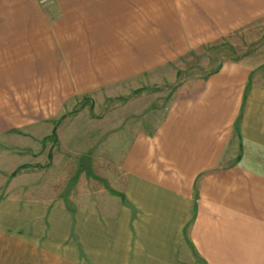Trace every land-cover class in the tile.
<instances>
[{
	"label": "crops",
	"instance_id": "1",
	"mask_svg": "<svg viewBox=\"0 0 264 264\" xmlns=\"http://www.w3.org/2000/svg\"><path fill=\"white\" fill-rule=\"evenodd\" d=\"M8 0H5V2ZM0 0V137L172 64L264 0ZM264 71L225 61L136 135L109 214L0 198V264H264Z\"/></svg>",
	"mask_w": 264,
	"mask_h": 264
},
{
	"label": "rangeland",
	"instance_id": "2",
	"mask_svg": "<svg viewBox=\"0 0 264 264\" xmlns=\"http://www.w3.org/2000/svg\"><path fill=\"white\" fill-rule=\"evenodd\" d=\"M38 2L50 17L56 15L55 0ZM231 60L264 71V15L172 64L112 89L75 96L53 117L5 133L0 137V198L63 206L73 213H111L122 198L120 160L131 140L156 129L180 84L190 86ZM84 156L93 175L78 174Z\"/></svg>",
	"mask_w": 264,
	"mask_h": 264
},
{
	"label": "trees",
	"instance_id": "3",
	"mask_svg": "<svg viewBox=\"0 0 264 264\" xmlns=\"http://www.w3.org/2000/svg\"><path fill=\"white\" fill-rule=\"evenodd\" d=\"M210 44H211V43H209V44H205V45H202V47H204V46H208V45H210ZM192 51H193V50H191L189 53H191ZM233 61H234V60H233ZM236 61H237V60H236ZM221 66H222V63L219 64L217 67L211 69L207 74H205V75H203V76H201V77H199V78H197V79H203V80L208 79V77H209L210 75H212L213 73L219 71L220 68H221ZM179 76H181V72H180ZM182 85H183V84H180V85L177 87V89H178L180 86H182ZM152 132H153V131H152ZM152 132H151V133H152ZM86 158H87V157L84 156L83 159L81 160V162H80V164H79V171H78V174L81 172L80 170H83V171H86L89 175H93L92 173H90V172H92V171H90L91 168H90V164H89V162L85 161ZM22 167H23V168H28L29 165H23ZM15 174H16V172L13 173V175H15Z\"/></svg>",
	"mask_w": 264,
	"mask_h": 264
}]
</instances>
